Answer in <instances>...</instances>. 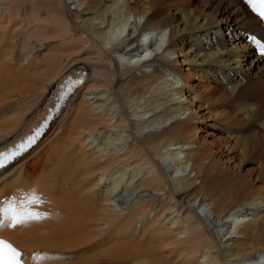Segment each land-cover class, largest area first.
Listing matches in <instances>:
<instances>
[{"label":"bare ground","instance_id":"obj_1","mask_svg":"<svg viewBox=\"0 0 264 264\" xmlns=\"http://www.w3.org/2000/svg\"><path fill=\"white\" fill-rule=\"evenodd\" d=\"M163 1L72 0L71 9L65 0H0V146L21 138L38 121L42 114L38 109L49 104L62 76L86 71L84 82L58 120L49 123L44 138L21 160L22 156L0 171V180L14 175L10 186H1L0 196L14 190L21 199L31 185L38 198L32 206L49 212L40 220L0 228V234L26 258L33 250L47 257L31 264H243L249 257L264 264V185L249 188L238 177L221 187L209 184L220 171L218 154L226 151L229 157L240 151L247 155L245 137L233 144L218 143L216 148L199 144L195 125L190 123L195 106L185 94L194 92L197 108L207 100L220 103L237 90L233 82L237 77L229 73L248 76L254 68L258 81L253 88L263 89L264 65L258 67L259 57L247 64L251 46L244 37L253 30L264 38V28L241 0H203L205 7H219L213 22L198 20L191 9L167 11ZM122 14L126 16L121 18ZM83 15L88 16L83 20ZM141 17H145L143 25L135 33ZM235 25L245 33L226 38L225 30ZM148 53L152 57L147 60ZM128 77L130 84L122 87ZM195 79L199 81L194 84ZM164 82L169 87L159 86ZM131 83L136 89H130ZM257 94L264 99V90ZM102 95L105 100L98 98ZM99 99L109 101L105 102L108 109L92 105ZM240 108L252 114L257 105L244 103ZM222 110L217 111L220 118H229L226 122L237 126V114L231 118ZM109 112L119 116L112 126L121 137L131 138L132 144L122 153L117 149L100 153L92 151V146L88 151L85 136L98 135L100 127L104 130L105 121L114 118ZM155 121L164 124L160 131L145 130ZM104 136L102 145H107L112 137ZM41 144L43 150L36 152ZM161 150L174 153V169L179 167L183 173L167 171L160 162ZM130 157L149 166L138 185L130 177L124 192L149 187L162 195L155 197L153 209H158L151 215L153 201L142 200L126 211L113 204V193L125 173L122 169L136 166L135 159L127 162ZM26 175L30 178H23ZM263 177L259 166L257 178ZM101 182L107 185L103 190ZM198 198L207 201L217 231L209 223L208 210L195 205ZM172 212V221L166 222L162 215Z\"/></svg>","mask_w":264,"mask_h":264},{"label":"rangeland","instance_id":"obj_2","mask_svg":"<svg viewBox=\"0 0 264 264\" xmlns=\"http://www.w3.org/2000/svg\"><path fill=\"white\" fill-rule=\"evenodd\" d=\"M65 1L67 2V4L70 6L71 9L74 8L75 5L74 6L71 5L72 0H65ZM163 4L165 6V10L170 11V12H174V10H178V11L181 12V9H183L184 12H186L188 9H191V11L193 13V16H198V20L204 18L207 22H213V21H216L218 19V17H216L215 14H216L217 9L219 7H217V8L216 7H214V8L205 7L204 3H203V0H164ZM243 4H244V2H243ZM244 5H245V7L247 6L246 4H244ZM111 9L113 11L109 12L110 15L116 9V5L113 8L111 7ZM246 9H247L246 11H247L248 14H253L249 10L248 7H246ZM125 14H122L121 18H124L123 16H126ZM87 16L88 15H85V16L83 15L81 18H83V20H84V18H87ZM144 16H145V14H144ZM144 18L145 17H141L140 19L138 18L136 20L137 21V23H136L137 25L136 26L138 28L137 27L133 28V30L135 29L134 32L135 31L137 32L139 30L140 26L143 25L142 21H143ZM176 18H177L176 22H178L181 19V16L177 13L176 14ZM242 30L243 29H242V27H240V25H237V26L235 25V27L231 26L230 29L225 30V33L227 34L225 37L226 38L235 37V35H239ZM244 33L245 32H243V34ZM251 33L255 34V31L250 30L249 34H251ZM165 37H167V35H165L164 38ZM165 39H167V38H165ZM148 44H149V46L151 45L150 42H148ZM34 49H37V47H35ZM198 49H201V47L198 46ZM254 57H256V56H253L252 49H250V51L248 52V56H247V64ZM180 59H179V64L181 63ZM263 63L264 62L259 61L258 67H261L262 65H264ZM182 65L185 66V63H182ZM256 69L257 68H254L252 73H251V75H248V76H246V75L244 76V75H242L243 73H238V72L229 73L232 77H235V78L237 77V79L233 81L234 83H237V88H236L237 90H236V92H235V94L233 96H228L227 93H226L227 89H224V88H227V87L226 86L222 87V89L225 91V95H227V97H224V99L220 100L222 103L221 102L220 103L216 102V104H215V103H213V100L211 102L207 100V102H205V101H203L201 103L199 102L198 104H201L200 105L201 108L200 107L197 108V106L195 104L197 103L198 99L196 100V97L194 96L195 95L194 92H190V91H189V93L185 92V94L188 97V99L192 100L191 103L194 104V106H195V108H194V111H195L194 112V119L190 120L191 121L190 123L195 125V129H196L195 139H196V141L199 144H208V145L213 146V148H216V145L218 143L219 144H233V142L235 143L237 141V139H242L243 138L242 135L245 137V143L244 144L247 143L246 144V146H247V148H246L247 155L246 156H244L242 153H240V151H233L232 153H230L229 157H228L226 151L223 152L222 154H218L217 157L220 159V164H219V166H220L219 170L220 171L218 172V174H216L213 177L212 181L209 183L213 187H221L225 183H228V182H230L231 180H233V179H235L237 177L243 182V184H246L248 187L250 185L249 188L254 187V186H255V188H257V186L262 187L264 185V177L261 178V179L257 178V173H258V170H259V166H261L264 169V125L261 123V121H262L261 117L264 116V99L262 100L261 98L257 97L258 94L256 95V93H262L263 90H264V87H263V89H261L262 91L258 90L256 87H254L255 89L253 88V83H256L258 81V79H257V81H255L257 77L254 78L255 75L253 74L256 71ZM244 77H246V78H244ZM241 79L242 80L244 79V81H242ZM130 80H131V77H128L127 79L123 80L121 82L122 83V87H125V86L128 87V85L130 84ZM169 80H171V79H169ZM198 81L199 80L195 79V80H193V83L195 84ZM134 82H135V80H134ZM178 82H180V81H177V83ZM161 85L164 86V87H169L168 83L165 84V82L164 83H160L159 86H161ZM135 87L131 83L130 89L132 90ZM257 87H259V84L257 85ZM197 88L199 89V86ZM97 90H101V89L99 88ZM97 90H95V91L97 92ZM96 92H95V94H93L94 96L97 95L98 93L100 94L101 92H104V91H98V93H96ZM202 94H204V93H202ZM98 98H104V100H105L106 97L102 95V96H100ZM47 99H48V97H47ZM92 101H94V99ZM99 101H100V99L95 101V102H92V105L93 106H98L100 104L99 109L102 108V107H104V110L106 108L108 109V104L106 105V103H108L109 101H107V102L106 101L99 102ZM250 102L256 104L258 110L256 109L255 111L252 112V114H251V112L245 114L243 111H240L241 104L250 103ZM21 103H24V102H21ZM208 104H209V106H208ZM230 104L233 105V107H230L229 106ZM109 105H110V103H109ZM203 106H205L206 108H204ZM261 107H262V109H261ZM220 110H222V112L225 110V112H223V113H225V116H229L228 114H230V117L232 116L231 118H233V116H235L237 114L235 116L237 118V122H238L237 126L236 125L234 126L233 125L234 123H232V122H229V123L226 122L227 120L230 121L229 118L227 119V118L223 117V119H221L222 117L219 116L220 114L217 112V111H220ZM259 110H260V112H259ZM38 112H40L39 109H38ZM109 113H111V112H109ZM105 114H106V112H105ZM105 114H103V116ZM139 114L138 113L135 114L136 117H139ZM115 115L116 114L113 115V113H111V116L114 117V118H112V120L110 122L107 119H105V120H107V121H105L106 122L105 125L108 127V128L106 127L104 129L105 131L100 127L99 129H97L98 130V135H97V133H95L94 137H89L88 135H86L87 137L85 136L84 141L86 140V141L89 142V143H87L88 144L87 146L89 147L88 151L90 150V147L92 146L91 147L92 151L93 150H98V152H100V153H102V152H106V153L110 152V153H112L116 149L118 150L119 153H122L123 151L127 150L130 147V145L132 144L131 143L132 142L131 138L129 139L127 136L121 137L120 136L121 134H119L121 132L117 129V127L114 128L115 126H112V125H115V123L117 122V118L119 117V116L117 117V115L116 116ZM105 118H107V117H105ZM218 118H220V119H218ZM225 119H227V120H225ZM56 120H58V118ZM161 123L162 122L157 123V121H155L152 125H149L150 124L149 123L148 126H151V127L145 126V130H148V129L152 128V130L157 129V130L160 131L161 128L164 126V124L163 123L161 124ZM158 126H160V127H158ZM217 129L222 130V131H219ZM105 133H108L110 135V137H112V138H110V140H109L110 143L108 142L107 145H102V144H104V141H105V136H104ZM126 137L128 139H126ZM43 138H44V136H43ZM47 138L44 140L45 142L42 143L43 146L45 145L44 143L49 142L51 140V139L49 140V138H52V136L50 135ZM112 139H114L117 142L113 143L114 140L112 141ZM243 140H244V138L242 140H240V141H243ZM128 143H129V145H128ZM42 144L39 147H41ZM43 146L41 148L38 147L36 152H39V151L43 150ZM99 148H101V150H103V151H100ZM30 151H31V149H30ZM160 153H161L160 154V157H161L160 162L163 163L164 166H166L167 171H170V172L177 171V175L183 173V170L181 168H179V167L177 169H174L173 163H174V160H175V155H174V153L172 151H170V150L169 151H162L161 150ZM26 155H24V156H26ZM33 155H34V153H32V156ZM256 155H257V157H256ZM24 156L19 158V160H21ZM230 157H233L232 160H230ZM133 159H135V157L132 158V159L130 157V159H128L127 162H130ZM136 160H138V159L136 158L135 161H134V163H136L134 165H136V166L135 167H131L130 168L131 170L130 169L127 170L128 168L122 169V171L124 170L125 173H123V176H122L123 178L121 177V185L113 193V195H114L113 196V204L116 207L117 206L118 207H122L126 211L129 206L135 205V204H137L139 202H142V200H143V202H146V203L148 202L149 204H151L152 201H153L152 205H150V208H149L150 209L149 210V212H150L149 215H151L152 212H155L158 209V208L153 209L154 206L156 205V203L154 202V200L156 199L155 197L156 196L157 197H161L162 195L161 196L159 194L156 195L154 193V191L151 188H149V187L148 188L147 187H142V188L132 189V190L124 192V190L126 188H128L127 184L129 183L130 177H134L135 180H134V178H132L133 180L131 179L132 180L131 182L135 181L134 185L135 184L138 185L140 179L142 178L141 176L145 175V173H144L145 170H146L145 166H147V167L149 166L147 164L146 165L145 164H141L142 162H140L139 160L136 162ZM205 162H208V159H206ZM11 165H14V163L11 164ZM143 166L145 168H143ZM256 166H258V167H256ZM152 169H153V167H152ZM141 172L144 173V174H141ZM234 175H235V177H234ZM7 177H9V178H7ZM137 177H138V179H137ZM13 178H14V175H12V176H3L2 177L3 180H0V188H1V186L3 187L5 184L10 183V181ZM23 178L29 179L30 176L26 175ZM109 178H110L109 176L106 177L104 179V182H105L106 179H107V181H109ZM122 180H124V181L122 182ZM124 182H126V183L124 184ZM195 183H196L195 185H197L199 183V180L195 181ZM11 184H12V182L8 186H10ZM105 184L106 183H102L99 188H101L103 190L105 188V186H107ZM263 189L264 188H262V191H263V194H264V190ZM26 192H27V190H26ZM7 193H9V192H7ZM156 193H159V192H156ZM55 194H58L57 191L55 192ZM125 194H126V197H125ZM229 201H230V199L227 198L226 202L229 203ZM165 202H166L165 199L161 200V203L159 201L158 202V206H156V207H159V205H162ZM197 203H198V206H199L200 210L201 209L208 210L209 213H207V216L209 218V223H210L211 226H213V229L215 231H217L218 228L215 225V217H214V214L210 213L209 206L206 205L207 201L206 202H202V201H199V198H198L196 200V202H195V205H197ZM258 210L259 209H257V210L255 209V212H257ZM174 213L175 212H172V215H167V216L166 215L165 216L162 215V218L164 217V220L165 221L167 220L166 222L172 221L171 218H172V216H174ZM178 213H179V216H180L181 213L180 212H178ZM180 217H183V215H181ZM174 219H176V218H174ZM106 226L107 225H105L104 227L106 228ZM225 232H226V230L223 228V233L222 234H224ZM180 236H182V235H176L177 238H179ZM197 255L199 256V253ZM199 260H201V257H199ZM246 260H248V261H245V263H243V264H261L260 260L258 262L256 258H250L249 257Z\"/></svg>","mask_w":264,"mask_h":264},{"label":"snow or ice","instance_id":"obj_3","mask_svg":"<svg viewBox=\"0 0 264 264\" xmlns=\"http://www.w3.org/2000/svg\"><path fill=\"white\" fill-rule=\"evenodd\" d=\"M249 10L259 19L264 21V0H244ZM261 54L264 55V43H260ZM39 133H37L38 135ZM35 140L34 136L28 137L27 144L17 145L15 149L0 152V168L6 166V162H11L17 156L21 155L26 147L30 146ZM38 202L35 190L26 193L19 201L11 199L0 202V226H3L7 221L11 227H16L31 219H40L41 213L35 211L30 205ZM34 261L37 259L33 257ZM40 259H47V257H40ZM0 264H23V253H21L14 245L3 239H0Z\"/></svg>","mask_w":264,"mask_h":264}]
</instances>
